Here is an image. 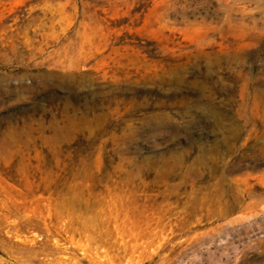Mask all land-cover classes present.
I'll return each instance as SVG.
<instances>
[{"label": "rangeland", "instance_id": "374dc122", "mask_svg": "<svg viewBox=\"0 0 264 264\" xmlns=\"http://www.w3.org/2000/svg\"><path fill=\"white\" fill-rule=\"evenodd\" d=\"M0 264H264V0H0Z\"/></svg>", "mask_w": 264, "mask_h": 264}]
</instances>
